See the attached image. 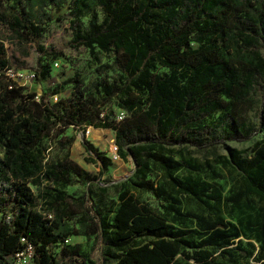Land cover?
Here are the masks:
<instances>
[{
    "label": "trees",
    "instance_id": "obj_1",
    "mask_svg": "<svg viewBox=\"0 0 264 264\" xmlns=\"http://www.w3.org/2000/svg\"><path fill=\"white\" fill-rule=\"evenodd\" d=\"M66 2L71 39L90 53L95 47L115 51L123 75L97 81L95 93L75 73L69 94L53 102L0 75V264H11L21 236L33 245L31 264H74L73 256L83 254L79 244L64 242L74 232L92 235L93 243L102 244L98 260L84 257L78 264H218L216 255L229 253L238 231L216 209L213 220L198 215L200 228L189 229L168 221L125 185H120L112 208H92L83 197L70 206L63 191L51 194L45 187L50 196L47 217L33 203L29 183L65 185L70 174L92 177L66 152L63 158H50L46 143L52 138L64 148L72 139L59 136L65 127L91 124L113 129L117 154L130 155L135 163L130 174L134 186L153 188L147 174L154 164L178 193L210 208L220 202L219 188L190 174L197 165L181 148L218 139L224 143L250 132L242 111L253 103L255 86L264 79V0H16L8 26L19 37H38L41 17L51 18L44 7L58 10ZM85 14L87 23L81 27L77 20ZM157 65L167 70L159 72ZM5 66L9 61L0 42V67ZM47 72L44 68L42 75ZM98 95L114 96L125 116L115 121L101 114ZM215 111L221 114L210 124L206 117ZM262 129L249 155L232 146L223 158L238 176L235 192L226 198L263 202L245 224L264 248V119ZM86 147L93 153L89 160L109 164L105 151L89 141ZM204 164L210 166L206 159ZM183 168L186 173L180 176ZM78 209L79 227L74 230L67 219ZM138 237L144 240L138 242ZM51 243H60L65 259L54 256Z\"/></svg>",
    "mask_w": 264,
    "mask_h": 264
},
{
    "label": "rangeland",
    "instance_id": "obj_2",
    "mask_svg": "<svg viewBox=\"0 0 264 264\" xmlns=\"http://www.w3.org/2000/svg\"><path fill=\"white\" fill-rule=\"evenodd\" d=\"M16 0H2L0 6V42L2 43L5 55L8 58L9 65L15 68H24L27 71H33L34 76L28 80H18L26 90H33L36 94L43 93L51 102L59 96H66L73 88L75 83L74 74L78 75L81 84L93 92L96 91V83L99 80L111 81L122 77V73L115 61L116 52L113 50L102 51L94 48L90 53L83 44H77L71 39L72 29L69 21L71 14L68 12L67 2L57 10L53 7H44L46 13L51 15L47 19L41 17V34L38 37L17 36L8 26L10 22L11 6L15 5ZM5 5V8L3 6ZM95 12L97 18H101V11L96 6ZM88 14L81 15L77 22L81 27H85ZM42 46L43 50L38 48ZM195 45V43H193ZM261 52L264 54V39L262 40ZM56 60V64H54ZM47 68V74L42 75V70ZM159 72L166 71V67L157 65ZM53 89H57L53 92ZM98 101L101 103V114H106L115 121L125 116V111L116 105V98H102L98 95ZM123 116L118 118L119 112ZM264 113V79L255 86L253 93V103L243 108L242 115L244 121L252 128L247 136L237 133L234 139H221L214 142L205 143L201 147L189 146L188 149L181 148L184 157L191 159L197 167L191 170V175L199 176L206 180L211 187H217L220 190L221 201L214 203L213 207L206 206L203 203L178 193L170 188L162 179L160 168L151 164L147 174L149 182L153 188H139L134 186L130 179L135 163L130 155L111 160L106 166H100L98 160H89V155L93 154L86 147V141L91 142L99 150L105 151L109 155V143L115 142L114 131L111 127L93 126L91 124L84 127L69 125L59 134L60 137L71 136L72 139L68 146L60 148L52 138H47V155L53 159L63 158L68 155L80 164L84 169L92 174V177L70 174L69 181L65 185L54 184L42 180L36 186L30 182L29 186L32 192L33 203L44 213H50L47 210L45 201L50 198L44 193V188H51V194L60 189L66 194V203L72 206L80 197L84 198V203L92 208L114 207L117 202V191L120 185H125L128 190L140 201L147 203L155 212L163 215L168 221L175 225L187 228H200L198 215L208 221L213 220V211L221 215L223 221L230 223L233 229L238 231L228 248L229 253L225 255H216L218 264H264V248L254 236L255 231H250L246 226V219L256 215L258 209L263 205L253 197H242L237 201L229 199L236 190L238 176L231 165L227 164L223 157L227 156L228 147H237L241 149V154L249 155L251 153L253 141L260 138L262 133V121ZM221 113L215 111L206 117L210 124H216L217 118ZM87 130V131H86ZM210 163L205 166L204 160ZM186 173L185 169L179 171L180 176ZM54 187V188H52ZM209 203H213L210 202ZM179 211L180 215L177 213ZM80 210L67 221L74 230L79 227L78 219ZM138 242L144 240L142 237L136 239ZM79 244L82 255H74L77 261L83 260L82 257L98 260L101 256L102 244L93 243L92 235L86 237L80 233L74 232L68 236L65 243ZM60 243H51L48 245L50 251L55 257H65L61 255ZM176 257H183L177 254ZM184 258H181V261ZM192 261V259H184ZM67 261V260H66ZM69 261V260H68ZM88 261V260H87ZM72 264V263H68ZM75 264V263H74Z\"/></svg>",
    "mask_w": 264,
    "mask_h": 264
},
{
    "label": "built area",
    "instance_id": "obj_3",
    "mask_svg": "<svg viewBox=\"0 0 264 264\" xmlns=\"http://www.w3.org/2000/svg\"><path fill=\"white\" fill-rule=\"evenodd\" d=\"M56 64V60L53 62ZM0 75L5 76L8 79L17 81L18 80H28L29 78L34 76L33 71H27L24 68H15L13 66H5L0 67ZM123 116L122 111L119 112L118 118ZM87 131V130H86ZM111 160H114L118 157L117 154V145L114 141L109 143V155ZM47 217H50V213H45ZM68 240L67 237L64 238V242ZM21 246L17 248L11 255H10V263L11 264H31L32 257H33V245L30 241L25 239L23 236L20 237Z\"/></svg>",
    "mask_w": 264,
    "mask_h": 264
},
{
    "label": "crops",
    "instance_id": "obj_4",
    "mask_svg": "<svg viewBox=\"0 0 264 264\" xmlns=\"http://www.w3.org/2000/svg\"><path fill=\"white\" fill-rule=\"evenodd\" d=\"M70 234H72V233H70ZM70 234H69V235H70ZM80 234H81V233H80ZM69 235H67L66 237L68 238ZM82 235H84V234H82ZM84 236H86V235H84ZM86 237H88V236H86ZM74 243H75V242H74ZM76 243H77V242H76ZM56 258L59 259L60 257H56ZM63 258L65 259V257H63ZM83 258H84V257H83ZM75 264H77V261H75Z\"/></svg>",
    "mask_w": 264,
    "mask_h": 264
}]
</instances>
